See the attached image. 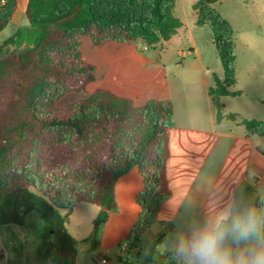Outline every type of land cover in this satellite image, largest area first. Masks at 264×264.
<instances>
[{
  "label": "trees",
  "instance_id": "1",
  "mask_svg": "<svg viewBox=\"0 0 264 264\" xmlns=\"http://www.w3.org/2000/svg\"><path fill=\"white\" fill-rule=\"evenodd\" d=\"M0 0V33L17 9L16 0ZM218 0H198V26H210L224 79L215 78L210 96L217 119L224 116L222 97L239 95L236 85V43L231 24L215 8ZM176 0H29L26 15L33 33L19 30L0 46V226L20 255L24 243L12 229L26 217L39 215L43 244L55 264H79L77 241L67 230L78 204L101 210L99 228L116 208L117 181L138 168L144 190L138 196L140 218L120 248L129 253L123 264H177L174 253H160L165 231L140 247L146 231L157 222L160 207L170 198L164 170L166 139L174 127L170 101L136 106L124 97L99 89L87 99L56 108L67 93L82 91L97 80L95 66L82 59L81 42L90 37L105 42L143 41L154 47L169 41L182 28ZM25 46H33L22 50ZM18 43L16 46L15 44ZM28 44V45H27ZM15 46V51L11 48ZM235 119L234 116H227ZM251 134L264 136V121L242 120ZM239 209L262 203L248 183L235 191Z\"/></svg>",
  "mask_w": 264,
  "mask_h": 264
},
{
  "label": "crops",
  "instance_id": "2",
  "mask_svg": "<svg viewBox=\"0 0 264 264\" xmlns=\"http://www.w3.org/2000/svg\"><path fill=\"white\" fill-rule=\"evenodd\" d=\"M16 2L17 9L10 23L0 33V37L8 33L0 46L21 29H25L23 37L33 33L29 30L26 15L29 0ZM197 2L176 0L174 14L183 26L169 41L154 47H147L143 41L94 45L104 52L108 51L112 62H120L115 71L121 73L117 75V80H112L113 77L111 80L118 90L124 91L105 90L130 99L136 106H143L149 101H170L173 107L174 127L169 130L166 139L168 159L164 170L170 198L160 207L157 222L146 231L137 251L165 231L159 251L174 253L179 233L202 225L224 207L233 205L236 189L245 183L255 189L256 197L262 203L261 209H264V136L251 134L241 123L242 120L264 121V113H261L264 111V96L253 94L247 98L243 110L238 109L237 104H234L233 111L228 110L232 99H241L246 93L240 85V61L236 48L237 82L230 90L239 92V95L220 99L226 117L218 121L210 89L215 84V78L223 76L221 80L224 79V70L211 27L197 24L198 13L194 10ZM221 6L222 2L218 0L215 8L234 29ZM25 44L21 42L19 48ZM146 91L149 94L143 98ZM227 116L239 120L228 119ZM143 190L144 179L138 168L117 181L114 189L116 208L109 212L108 220L99 228L95 241L90 240V231L82 232L76 219L77 207L85 206L76 205L66 227L78 243L79 264H109L110 256L123 264L119 258L129 251L119 246L139 221L141 208L137 198ZM92 206L89 230L93 233L94 220L101 208ZM149 232H152V239L143 244ZM83 242L86 243L80 246ZM89 250L94 251L92 261L83 257ZM102 260L106 263H101Z\"/></svg>",
  "mask_w": 264,
  "mask_h": 264
},
{
  "label": "rangeland",
  "instance_id": "3",
  "mask_svg": "<svg viewBox=\"0 0 264 264\" xmlns=\"http://www.w3.org/2000/svg\"><path fill=\"white\" fill-rule=\"evenodd\" d=\"M221 2L222 9L227 13L234 27L237 54L240 61L239 80L240 85L246 91L241 99L230 101L232 103H229L228 110L233 111L234 104L239 105L238 109L243 110L247 98L253 94L256 97L264 96V63H261V61L264 62V0H221ZM7 34L1 35L0 42ZM15 46L11 50L15 51ZM32 46L33 43L31 46H21L20 49L26 50ZM81 50L83 61L95 66L98 81L95 84L90 83L82 91L65 94L54 105L58 109L70 106L81 99H87L97 91L96 87L111 89L114 92L120 91L112 82V80H117V75L121 73L115 71V69H118L120 62H112L108 51L104 52L95 48L90 37L82 39ZM111 68H113V71H111ZM222 77L219 76L220 79ZM101 83L102 86H100ZM147 91L150 92L151 90ZM147 91L142 95L143 98L148 96L149 92ZM261 113H264V111H261ZM235 119L239 120V118ZM81 206L85 207H77L76 219L79 221L83 233L90 231V240H92L94 232L92 233L89 228L91 227L90 216L94 207L84 203ZM12 229L24 243V249L20 255L14 252L13 246L8 243L7 229L0 226V264H55L53 255L43 244L45 231L39 215L31 214L27 216L24 226L13 225ZM151 237L152 232L147 233L143 239V244L150 241ZM84 243L86 242L80 243V246ZM83 257L92 261L94 251H87ZM109 259V264H119L116 258L110 256Z\"/></svg>",
  "mask_w": 264,
  "mask_h": 264
},
{
  "label": "clouds",
  "instance_id": "4",
  "mask_svg": "<svg viewBox=\"0 0 264 264\" xmlns=\"http://www.w3.org/2000/svg\"><path fill=\"white\" fill-rule=\"evenodd\" d=\"M177 264H264V209L229 205L179 233Z\"/></svg>",
  "mask_w": 264,
  "mask_h": 264
},
{
  "label": "built area",
  "instance_id": "5",
  "mask_svg": "<svg viewBox=\"0 0 264 264\" xmlns=\"http://www.w3.org/2000/svg\"><path fill=\"white\" fill-rule=\"evenodd\" d=\"M1 4H5V1L3 0ZM101 263H106V260H102Z\"/></svg>",
  "mask_w": 264,
  "mask_h": 264
},
{
  "label": "water",
  "instance_id": "6",
  "mask_svg": "<svg viewBox=\"0 0 264 264\" xmlns=\"http://www.w3.org/2000/svg\"><path fill=\"white\" fill-rule=\"evenodd\" d=\"M70 264V263H69Z\"/></svg>",
  "mask_w": 264,
  "mask_h": 264
}]
</instances>
